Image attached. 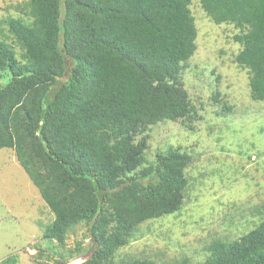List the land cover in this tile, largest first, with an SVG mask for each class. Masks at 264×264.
I'll use <instances>...</instances> for the list:
<instances>
[{"label": "trees", "instance_id": "trees-1", "mask_svg": "<svg viewBox=\"0 0 264 264\" xmlns=\"http://www.w3.org/2000/svg\"><path fill=\"white\" fill-rule=\"evenodd\" d=\"M199 2L213 22L239 29L234 60L248 71L251 99L264 100V0ZM190 3L28 0L30 24L7 23L26 61L0 39V77L10 73L0 83V149L13 150L53 213L45 238L63 244L84 224L92 251L79 264H156L114 255L142 222L182 206L191 156L170 147L147 161L145 132L164 120L192 129L197 119L181 74L196 49ZM207 251L200 264H264V220Z\"/></svg>", "mask_w": 264, "mask_h": 264}, {"label": "rangeland", "instance_id": "rangeland-1", "mask_svg": "<svg viewBox=\"0 0 264 264\" xmlns=\"http://www.w3.org/2000/svg\"><path fill=\"white\" fill-rule=\"evenodd\" d=\"M189 7L196 49L181 74L197 119L192 129L164 120L145 132L147 161L170 147L191 156L184 169L182 206L138 225L129 242L117 249L116 260L138 257L170 264L186 257L200 264L213 240L238 239L264 220V100L251 99L248 71L234 60L241 48L233 40L239 29L213 22L199 0H191ZM30 14L28 0H0V39L20 62L26 61L25 50L7 23L15 18L30 24ZM9 78V72L2 74L0 83ZM53 218L13 150L1 148L0 264L11 255L13 264H52L78 244L79 253L66 264L87 258L92 244L84 224L68 231L61 244L44 237Z\"/></svg>", "mask_w": 264, "mask_h": 264}]
</instances>
